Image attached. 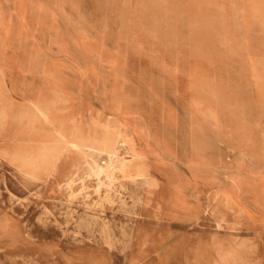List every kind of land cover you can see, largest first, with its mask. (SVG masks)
<instances>
[{
    "label": "rangeland",
    "instance_id": "obj_1",
    "mask_svg": "<svg viewBox=\"0 0 264 264\" xmlns=\"http://www.w3.org/2000/svg\"><path fill=\"white\" fill-rule=\"evenodd\" d=\"M0 264H264V0H0Z\"/></svg>",
    "mask_w": 264,
    "mask_h": 264
},
{
    "label": "bare ground",
    "instance_id": "obj_2",
    "mask_svg": "<svg viewBox=\"0 0 264 264\" xmlns=\"http://www.w3.org/2000/svg\"><path fill=\"white\" fill-rule=\"evenodd\" d=\"M33 107L35 109V111L37 112V115L39 117H41L44 121H50V110L49 108H47V106H45L43 103H39V104H33ZM3 111V110H2ZM53 113V112H52ZM35 115V116H37ZM77 132H79L78 130L75 131L73 130L71 132L70 138L67 139L65 132L63 130H58L56 132V139H57V143L62 142V143H67L68 144V148H73V149H77V150H81L83 153L85 152V149L87 150H93L96 152H100V153H105L108 156V163H106L105 166L102 165H98L94 163V166L91 167V170L94 171V173L96 174L97 178H99L100 175H104L106 178L110 179L112 178V172L113 171H118V170H125L127 169L132 163L129 161H123V160H113V157H115L116 154V148H115V139L116 138H120L122 140L123 143H125L126 145L129 146L130 150L133 152L134 150H132V142H130L125 136H126V132L121 131V130H116L113 131V133L109 136V137H105V138H86L85 136H81L78 134ZM123 146V145H122ZM84 149V150H83ZM36 152L38 153V155H48L49 158L43 159V161L45 162H49L50 160V155L53 154L54 148L50 145L47 144H42L40 146L36 147ZM125 151V150H124ZM92 152V151H91ZM36 153V154H37ZM118 153V152H117ZM127 153V152H126ZM134 153V152H133ZM132 153V154H133ZM99 154V153H98ZM97 154V155H98ZM131 154V155H132ZM85 155V153H84ZM101 154H99L100 156ZM126 155V154H125ZM134 156H136V154H133ZM93 156V155H92ZM91 156V157H92ZM133 156V158L135 159V157ZM128 157V156H126ZM117 158V157H116ZM132 159V158H131ZM141 159H143L141 157ZM29 161H33L34 159H28ZM92 160V159H91ZM127 160V159H126ZM94 162V160H93ZM103 162V161H102ZM85 165V164H84ZM90 166V165H89ZM138 166V165H137ZM86 167V166H85ZM114 173V172H113ZM87 174V173H86ZM92 176V175H91ZM91 179V178H90ZM113 179V178H112ZM73 179L70 178V182ZM97 180V179H96ZM95 180V181H96ZM101 181V180H100ZM111 181V180H110ZM79 182V181H78ZM98 183V182H97ZM86 187V186H84ZM88 191V190H87ZM101 191V190H99ZM108 192V191H106ZM105 192V193H106ZM104 193V195H105ZM76 195V194H75ZM87 195V194H86ZM90 197V196H89ZM73 198V197H72ZM101 198V197H100ZM74 199V198H73ZM107 199V198H105ZM68 206V205H67ZM106 222V221H105ZM104 224V223H103ZM135 224V223H134ZM100 226V225H99ZM102 227V226H101ZM104 229V228H103ZM102 229V230H103ZM132 235V234H131ZM128 248V247H127ZM128 251V250H127ZM233 254V253H232ZM229 255V254H228ZM224 257V256H223Z\"/></svg>",
    "mask_w": 264,
    "mask_h": 264
}]
</instances>
